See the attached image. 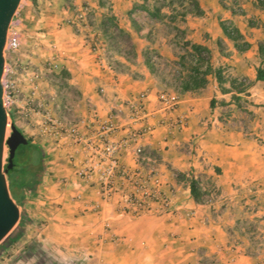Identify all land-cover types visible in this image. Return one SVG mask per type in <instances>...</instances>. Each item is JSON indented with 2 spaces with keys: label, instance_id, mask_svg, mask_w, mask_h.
Masks as SVG:
<instances>
[{
  "label": "crops",
  "instance_id": "1",
  "mask_svg": "<svg viewBox=\"0 0 264 264\" xmlns=\"http://www.w3.org/2000/svg\"><path fill=\"white\" fill-rule=\"evenodd\" d=\"M129 1L111 0L113 16L99 9L98 23L110 17L115 25L119 22L121 33H131L121 26ZM188 2L189 10L179 16L187 44L182 50L191 65L201 58L210 71L203 87L171 91L179 97L174 110L157 100L162 86L146 61L127 60L121 53L106 56L105 45H95L100 41L95 29H83L85 34L70 27L52 29L42 44L33 42L30 52L33 59L44 54L65 72L63 80L76 94V122L87 121L94 110L102 121L119 113L125 124V101L147 95L152 114L147 122L154 131L140 140L142 165L156 168L162 191L172 198V213L123 212V193L117 192L102 202L95 186L76 175L87 155L83 144L64 135L38 143L34 138L45 164L42 183L24 205L34 224L0 253V264H30L18 256L33 241L82 250L90 255L85 264H264L263 250L248 253L243 238L242 245L233 244L248 224L264 237V82L257 80V69L264 64L259 52L264 46V0ZM21 22L14 24L19 27ZM222 25L235 32L234 39ZM190 46H196L200 56ZM181 75L179 85L189 72ZM14 79L25 81L23 75ZM84 125V136L96 139L97 128ZM125 135L119 130L110 139L119 141ZM119 161L131 171L141 169L132 148L120 152ZM191 180L203 194L200 202L189 193ZM124 191L132 190L125 186ZM94 203L100 204L97 212L92 211Z\"/></svg>",
  "mask_w": 264,
  "mask_h": 264
},
{
  "label": "rangeland",
  "instance_id": "2",
  "mask_svg": "<svg viewBox=\"0 0 264 264\" xmlns=\"http://www.w3.org/2000/svg\"><path fill=\"white\" fill-rule=\"evenodd\" d=\"M48 2L50 4L21 0L11 21L14 24L17 19L22 20L18 27L21 38L19 49L4 55L5 64L1 78L3 95L10 92L6 88L9 83L15 86V90H11L10 93L12 103L4 101L3 97L8 114L6 139L11 136L13 122L23 136L26 139L30 138L35 144L33 142L35 139L39 140L36 141L38 143L51 138L48 134L52 128L56 127L62 132L66 125L78 119L74 113L77 102L75 91L68 88L60 69L54 68V64L47 60L44 54H38L36 59H33L30 53L33 42L42 44L52 29L70 27L76 34H85L83 29H95L100 34L98 37L100 41L95 40V45L104 44L103 52L106 56L112 57L114 53H121L127 60L148 61L151 73L162 86L160 92L175 93L171 91L177 90L180 86L179 78L182 72L185 75L190 72L189 57H186L182 50L186 43L181 34L182 24L179 18L182 12L189 10L188 0H148L144 8L141 7L142 0H130L127 9L123 11L121 26H128L131 33H121L123 29L119 28V22L118 25L105 20L98 23L99 16L95 13L99 14V9L108 16L115 11L111 7L114 5L111 0H48ZM225 6L231 7L228 4ZM156 9L160 10L158 17L152 15ZM233 10L240 12L235 4ZM103 22L107 26L106 37L102 32ZM180 56H184L186 60L183 67L178 64ZM19 75H23L25 81L18 82L14 79ZM8 155L9 149L5 144L3 167L7 164ZM13 158L17 161L14 173L27 176L34 171L38 157L34 150L22 145L17 148ZM30 179L29 176L26 177L27 182ZM16 193L21 194L20 189L16 190ZM18 208L21 213L23 207ZM241 229L237 235L239 239L233 241L235 247L242 245L240 240L243 238L250 246L248 253L257 249L264 251L263 233L257 234L249 224L246 227L242 226Z\"/></svg>",
  "mask_w": 264,
  "mask_h": 264
},
{
  "label": "built area",
  "instance_id": "3",
  "mask_svg": "<svg viewBox=\"0 0 264 264\" xmlns=\"http://www.w3.org/2000/svg\"><path fill=\"white\" fill-rule=\"evenodd\" d=\"M20 45L21 38L18 27L11 22L7 31L4 55L7 52L17 51ZM6 88L10 92L7 95L4 93V101L12 103L10 93L11 90H15V86L13 83H9ZM99 91L103 92L102 89ZM146 98L147 95L141 93L125 101L124 107L127 114L125 124L121 122L119 113L102 121L97 113L91 110L87 121L70 123L64 127L62 132H59L55 127L49 130L48 134L53 138L64 135L76 144H83L87 155L83 164L76 168V175L86 183L95 186L96 194L102 202H108L116 192L123 193L120 201L123 205L122 211L134 216L148 212L164 215L173 211L172 198L162 191L156 168L151 165L144 168L142 165L144 148L140 144V140L154 131L153 124L147 122L152 118V114L147 109ZM157 100L165 109L169 110H174L179 103L176 93L160 92L157 94ZM82 124H85L88 130L94 126L97 128L96 139L84 136L80 129ZM181 124L182 122H178L176 125L180 126ZM119 130L125 131L126 135L119 141H112L110 136ZM130 148H132V154L141 169L131 171L120 164V152ZM125 186H129L132 191H124ZM99 209V203L92 205V211L97 212ZM188 215L192 216L193 212Z\"/></svg>",
  "mask_w": 264,
  "mask_h": 264
},
{
  "label": "trees",
  "instance_id": "4",
  "mask_svg": "<svg viewBox=\"0 0 264 264\" xmlns=\"http://www.w3.org/2000/svg\"><path fill=\"white\" fill-rule=\"evenodd\" d=\"M142 1L143 2L141 7L144 8L145 3L148 0H142ZM184 13L185 12H182L180 16L183 17ZM152 15L154 17L160 16V10L159 9L154 10V13ZM105 21H108L109 23H113V19H111L110 17H108V19ZM101 26L103 28L102 30L103 36L106 37L107 26H105L104 22L101 24ZM222 27L225 34L228 37L233 39L235 38V32L232 29L227 28L224 25H222ZM186 46L187 44L184 45V47ZM190 48L192 49L193 52H195L196 54H198V56H200V53H198V48L196 46H190ZM259 52L261 55L264 54V46L259 47ZM146 63L147 66L150 67V63L148 61H146ZM185 63H186L185 57L180 56L179 65L183 67ZM189 66H190V72L188 79L182 81L180 85L182 91L195 90L203 87L207 83L206 76L209 74L210 69L208 68V66L203 68V61L201 58L197 60L195 66L191 64H189ZM60 74L62 77H66L65 72L60 71ZM257 80L264 82V64L257 69ZM217 81L219 83L221 82V78L219 76H217ZM212 103L214 102H211V104ZM12 124H13L12 128L17 129L16 126L14 125V122ZM27 141L29 143H32V140L30 138H27ZM23 146L30 149V147H28L27 145H23ZM12 162H13V166L10 170H8V173L6 174L8 188H9V192L11 193L12 199L15 201L16 205L23 207V210L20 213V219L17 225L15 226V228L0 243V253L4 252L6 249L15 245L19 241V239L24 235L26 230L31 225L34 224L33 219L28 214V211L26 210L24 205L28 201L27 198L28 195L33 196L36 194L38 186L42 183L43 177L45 175L44 152H43L42 167L40 169H36V165H37L36 162L34 166V171L31 174L27 175L31 178L29 182H27L26 180L27 176L24 175L21 176L17 173H14V168L17 167V164L15 162L17 161L14 158H12ZM19 189L21 191V194L16 193V190ZM189 193L195 201L197 202L201 201V197L203 196V194L194 180H191L189 183ZM89 258L90 255L82 250H67L64 248H53L51 246L44 245L39 241H33L30 244L26 245L22 253L18 256V259L21 260L23 259L25 261H28L30 264H85Z\"/></svg>",
  "mask_w": 264,
  "mask_h": 264
},
{
  "label": "water",
  "instance_id": "5",
  "mask_svg": "<svg viewBox=\"0 0 264 264\" xmlns=\"http://www.w3.org/2000/svg\"><path fill=\"white\" fill-rule=\"evenodd\" d=\"M21 0H0V243L4 238L15 228L19 219L20 211L10 196L7 184L6 174L13 166L12 158L17 147L27 145L37 153L36 169L42 167L43 151L42 149L29 143L23 134L12 128L11 136L6 139L8 114L3 102V87L1 78L4 71V46L6 43L7 31L10 23L15 15V12ZM5 144L9 149V157L7 165L3 167V152Z\"/></svg>",
  "mask_w": 264,
  "mask_h": 264
}]
</instances>
